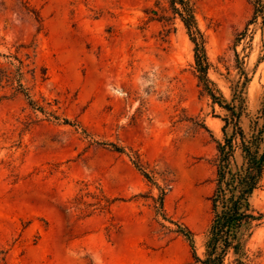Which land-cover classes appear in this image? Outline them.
Returning <instances> with one entry per match:
<instances>
[{
    "label": "rangeland",
    "instance_id": "1",
    "mask_svg": "<svg viewBox=\"0 0 264 264\" xmlns=\"http://www.w3.org/2000/svg\"><path fill=\"white\" fill-rule=\"evenodd\" d=\"M191 2L207 77L227 102L242 91L247 129L264 14L255 0ZM194 54L168 0H0V264H194L169 220L201 256L226 114ZM83 183L116 198L109 212L72 207ZM252 202L264 213V178ZM247 247L264 264V217Z\"/></svg>",
    "mask_w": 264,
    "mask_h": 264
},
{
    "label": "trees",
    "instance_id": "2",
    "mask_svg": "<svg viewBox=\"0 0 264 264\" xmlns=\"http://www.w3.org/2000/svg\"><path fill=\"white\" fill-rule=\"evenodd\" d=\"M168 1L173 15L180 18L194 43L199 80L203 82L212 102L226 110V114L221 117L222 138L216 145L214 187L209 196L211 218L204 232L201 256L194 247L193 232L181 222H169L175 226L172 231L182 235L188 242L194 264H251L247 244L264 217V213L252 202L264 178V96L256 115L244 129L240 122L245 109L242 91L235 88L230 102H227L221 92L212 87L214 83L207 77L208 61L202 34L196 26L193 3L191 0ZM254 7L253 17L264 14L261 0H255ZM96 143L109 145L116 151L122 150L113 143ZM137 166L142 175L151 181L149 174ZM85 196H90L93 201L87 202ZM114 200L116 198L106 196L101 188L94 187L90 191L88 184L83 183L71 203L74 209L87 211L86 216H90L96 211L109 212ZM155 202L159 211H162L163 192L159 193ZM159 214L164 217L163 213Z\"/></svg>",
    "mask_w": 264,
    "mask_h": 264
}]
</instances>
